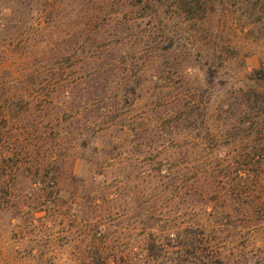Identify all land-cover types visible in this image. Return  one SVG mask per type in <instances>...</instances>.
Here are the masks:
<instances>
[{"label":"trees","instance_id":"trees-1","mask_svg":"<svg viewBox=\"0 0 264 264\" xmlns=\"http://www.w3.org/2000/svg\"><path fill=\"white\" fill-rule=\"evenodd\" d=\"M122 7L130 11L123 13ZM4 10L12 14V21L29 10L31 26L19 30L18 38H26L31 30L47 32L48 43L31 67L33 52L18 57L19 93L14 99L0 98V210L22 212L23 207H32L27 205L30 201L40 211L59 210L60 198L85 182L82 170L73 167L80 160L83 167L92 166L94 182L128 164L134 168L119 169L123 182L169 181L174 192L200 195L206 199L200 209L217 216L221 228L229 227L239 211L245 213V223L264 221V66L246 70L234 82L224 68L238 59V48L232 39L212 32L215 25L229 24L226 16L234 17L233 25L238 14L241 19L257 16L261 51L264 0H0V16ZM219 12L221 20L215 24L212 16ZM148 16L165 28L174 21L171 28L176 29L152 51L122 48L128 36L109 34L114 23ZM178 48L184 50L179 53L182 61L192 63L181 75L196 70L204 78L200 90L188 89L178 97L197 98L183 109L195 112L218 100L243 99L256 112L238 127L248 125L251 130H162L160 118L142 113L134 117L143 92L151 86L165 87L166 69L174 57L167 51ZM7 51L1 54L11 60L13 54ZM147 73L149 86L143 84ZM9 83L0 82V90ZM238 83L244 86L236 88ZM212 109L214 114L224 113L220 107ZM185 122L194 125V120ZM129 150H146L150 158H133ZM148 160L147 168L132 164ZM247 210L257 218L253 220ZM205 232L177 229L165 234L163 241L151 233L147 264H224L217 238ZM101 264L111 263L104 259Z\"/></svg>","mask_w":264,"mask_h":264},{"label":"rangeland","instance_id":"rangeland-1","mask_svg":"<svg viewBox=\"0 0 264 264\" xmlns=\"http://www.w3.org/2000/svg\"><path fill=\"white\" fill-rule=\"evenodd\" d=\"M114 9L117 10L116 4ZM121 10L123 13L130 11L127 7ZM219 14L212 16L213 23L221 20ZM226 17L229 24L224 28L215 25L212 32L235 42L238 59L235 58L231 66H226L224 72L237 82L246 70L253 72L264 66V49L257 50V16L241 19L238 14L235 25L232 22L234 17ZM12 18L7 10L0 16V82L8 84L12 81L6 89L0 90L1 101L7 96L14 99L19 93L15 82L20 64L18 57L23 52H33L32 59L28 61L31 67L35 56L46 52L48 43L47 32L35 34L31 30L26 38H18L19 30H27L31 26L32 14L29 10H22L14 21ZM169 24L170 27L165 28L157 18L148 16L125 24L114 23L109 34L115 38L128 36L122 48L152 51L161 38L173 35L176 29L171 27L175 22ZM7 50L13 54L11 60H5L1 54L7 53ZM182 51L181 48L167 51L174 57L166 69L168 79L165 87L152 89L151 86L143 92V99L133 112L134 117L142 113L153 115L154 119L160 118L159 127L162 126V130H251L248 125L238 127L241 120H246L248 116L252 118L256 112L243 99L218 100L216 105L204 104L200 111L195 112L183 109L190 102H197V98L178 97L186 94L188 89L200 90L204 78L196 70L193 74L181 75L180 72L192 66L190 61L185 59L183 62L179 57ZM149 77L147 73L143 84L149 86ZM243 86L238 83L236 88ZM219 107L224 113L217 115L216 111L215 115L212 108L219 110ZM186 119L194 120V125L191 127ZM19 131L13 130V133ZM129 154L141 160L150 158L146 150H129ZM132 164L147 168L151 161ZM70 165L72 167V163ZM82 165L80 160H75L73 167L78 172L82 170L85 182L79 189L60 198L59 203L63 206L59 210L40 211L31 201L27 205L32 207L25 206L22 212L0 210V264H101L104 259L111 264H147L150 260L145 249L152 240L151 233L163 241L168 232L188 227L200 228L206 231L207 236L217 238L215 240L222 248L224 264H264V221L257 223V215L252 214V210H247V214H251L255 222L245 223V213L239 211L232 216L229 227L221 228L217 216H209L200 209L206 200L200 195L174 192V187L168 185L169 181L137 182L139 185H135L134 180L123 182L118 177L120 170L134 168L128 164L123 169L114 167L106 178L94 182L90 174L92 166ZM78 185L76 183L74 187ZM166 187L170 188L163 190ZM253 199L257 202V194ZM215 229L219 230L216 234L212 231Z\"/></svg>","mask_w":264,"mask_h":264}]
</instances>
